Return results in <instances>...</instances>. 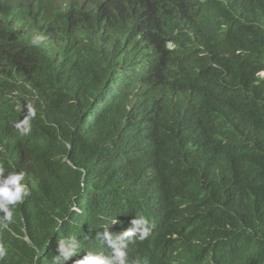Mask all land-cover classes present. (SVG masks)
I'll return each mask as SVG.
<instances>
[{"label":"trees","instance_id":"1","mask_svg":"<svg viewBox=\"0 0 264 264\" xmlns=\"http://www.w3.org/2000/svg\"><path fill=\"white\" fill-rule=\"evenodd\" d=\"M0 173V264H264V0H0Z\"/></svg>","mask_w":264,"mask_h":264},{"label":"clouds","instance_id":"2","mask_svg":"<svg viewBox=\"0 0 264 264\" xmlns=\"http://www.w3.org/2000/svg\"><path fill=\"white\" fill-rule=\"evenodd\" d=\"M23 179V173H11L6 177L0 173V211H3L6 214L5 219L9 221L12 218L10 206H14L21 202L24 197L28 195L25 185L21 183ZM73 251L74 247L67 252L62 251V254L64 258L67 259ZM41 254L40 249L34 251L28 264H42L45 259ZM117 255L122 258L124 253L118 252ZM80 264H107V262L100 256L88 254L80 261ZM204 264H215V261L214 259H208L205 257Z\"/></svg>","mask_w":264,"mask_h":264},{"label":"rangeland","instance_id":"3","mask_svg":"<svg viewBox=\"0 0 264 264\" xmlns=\"http://www.w3.org/2000/svg\"><path fill=\"white\" fill-rule=\"evenodd\" d=\"M46 252H47V251H46ZM41 255H42V254H41ZM39 256H40V255H39ZM43 256H46V253H45V255H43ZM45 262H46V261H44L42 264H45Z\"/></svg>","mask_w":264,"mask_h":264}]
</instances>
